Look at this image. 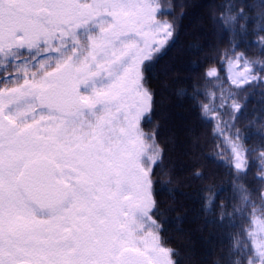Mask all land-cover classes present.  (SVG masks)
<instances>
[{
  "label": "snow or ice",
  "instance_id": "1",
  "mask_svg": "<svg viewBox=\"0 0 264 264\" xmlns=\"http://www.w3.org/2000/svg\"><path fill=\"white\" fill-rule=\"evenodd\" d=\"M217 8L210 19L227 47L213 51L236 72L207 103L193 99L213 143L230 144L229 174L257 169L258 187L237 185L241 203L231 213L220 204L219 221L247 225L231 264H264V122L261 142L247 143L232 91L264 87V0ZM176 31L169 0H0V264H181L154 195L166 152L145 75ZM250 37L258 55L240 51ZM202 79L219 80L214 64Z\"/></svg>",
  "mask_w": 264,
  "mask_h": 264
},
{
  "label": "trees",
  "instance_id": "2",
  "mask_svg": "<svg viewBox=\"0 0 264 264\" xmlns=\"http://www.w3.org/2000/svg\"><path fill=\"white\" fill-rule=\"evenodd\" d=\"M229 0H169L176 13L177 31L165 46L166 51L150 66L149 83L156 94V115L159 123L158 140L165 149L163 164L157 170L154 195L159 203L160 216L169 241L168 246L179 252L181 264H231L234 259V233L246 224L237 216L223 223L219 221L222 209L232 212L234 205L241 203L242 193L236 187L243 184L250 193L258 187L254 179L256 168L243 180L229 174L226 163L230 144L223 137L210 134L213 124L199 115L193 99L208 102L206 91L219 92L229 88L230 70L223 58H218L214 48H225L214 31L210 16L218 12L217 6ZM253 9L259 0H246ZM180 5H185L183 8ZM171 20L172 17H165ZM255 19V11L249 14ZM253 28L257 24L252 25ZM252 38L243 41L240 51L258 55ZM218 59L221 62H218ZM209 63L215 65L219 80L206 83L202 73ZM236 102L242 105L238 126L247 138V143L261 142L258 125L264 122V87L255 86L239 90L232 86ZM231 103L230 101L228 102ZM152 123L144 126L148 131ZM223 141V142H222ZM199 171L202 177L194 173ZM213 193L205 191L208 187ZM210 194L216 200L209 208L204 206V197Z\"/></svg>",
  "mask_w": 264,
  "mask_h": 264
},
{
  "label": "rangeland",
  "instance_id": "3",
  "mask_svg": "<svg viewBox=\"0 0 264 264\" xmlns=\"http://www.w3.org/2000/svg\"><path fill=\"white\" fill-rule=\"evenodd\" d=\"M235 72H236V69L235 68H231V70H230V77H232Z\"/></svg>",
  "mask_w": 264,
  "mask_h": 264
}]
</instances>
